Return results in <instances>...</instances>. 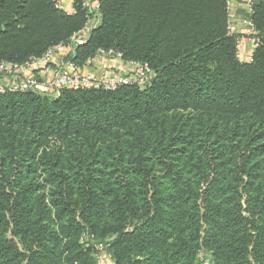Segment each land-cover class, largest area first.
Returning a JSON list of instances; mask_svg holds the SVG:
<instances>
[{
    "label": "trees",
    "instance_id": "1",
    "mask_svg": "<svg viewBox=\"0 0 264 264\" xmlns=\"http://www.w3.org/2000/svg\"><path fill=\"white\" fill-rule=\"evenodd\" d=\"M73 0H0V61L68 45ZM68 54L155 72L143 87L0 92V264H264V0L239 59L227 0H96ZM247 2V0H246Z\"/></svg>",
    "mask_w": 264,
    "mask_h": 264
},
{
    "label": "built area",
    "instance_id": "2",
    "mask_svg": "<svg viewBox=\"0 0 264 264\" xmlns=\"http://www.w3.org/2000/svg\"><path fill=\"white\" fill-rule=\"evenodd\" d=\"M57 5L59 6L58 1L56 0ZM248 12L250 9V0H247ZM89 7L90 13L92 16L88 18L86 26L72 36L70 43L68 44L71 48L74 46L82 44L88 37L89 32L96 26L99 18L98 13V3L96 0H92L91 2L85 4ZM228 6V16H229V29L232 31V19L233 14L230 8V0H227ZM243 23L246 26L245 31L243 32V37H246L250 40L252 44V52L254 48L258 45L259 38L254 33V24L249 17L243 19ZM54 48H49L42 56L38 58H32L23 64L11 63L0 61V72H13L14 70H19L21 65H29L31 61H42L49 62L54 53ZM96 55L103 56H115L119 59L121 58V54L112 49L103 50L99 49ZM251 60V58H250ZM129 63L132 67L129 73L114 76L112 78L98 79L90 74H85L80 71L75 70L76 66H74L69 60L64 61V65H67L74 69V71L67 72L65 70L59 69L51 78H45L43 80H38L36 77L31 75H22L18 79H16L11 85L8 87H0V92L4 90L10 91H24V90H35L38 92H53L57 94L61 88H103V89H114L118 85L121 84H136L140 87L148 84L151 79L154 77L155 72L153 69L146 63L140 61H125ZM46 71H48L46 69ZM104 245L99 244L97 246V252L95 253V263L94 264H107L108 257L104 251ZM199 261L201 264H210L209 259L204 257L203 254H200Z\"/></svg>",
    "mask_w": 264,
    "mask_h": 264
},
{
    "label": "crops",
    "instance_id": "3",
    "mask_svg": "<svg viewBox=\"0 0 264 264\" xmlns=\"http://www.w3.org/2000/svg\"><path fill=\"white\" fill-rule=\"evenodd\" d=\"M59 6L66 12L73 11V0H57ZM230 8L233 14L232 32L242 35L246 29L243 19L248 17V5L246 0H230ZM73 48L69 45H59L54 48V53L49 62L31 61L29 65H21L19 70L13 72H0V87H8L22 75H31L38 80L51 78L59 69L67 72L74 71L73 68L64 65V61ZM239 59L249 61L252 54V44L250 40L243 35L238 40ZM46 69L48 71H46ZM132 69L131 65L115 56H93L83 65L78 66L75 70L85 74L93 75L98 79L112 78L127 74ZM56 95V94H55ZM110 264V263H107Z\"/></svg>",
    "mask_w": 264,
    "mask_h": 264
},
{
    "label": "rangeland",
    "instance_id": "4",
    "mask_svg": "<svg viewBox=\"0 0 264 264\" xmlns=\"http://www.w3.org/2000/svg\"><path fill=\"white\" fill-rule=\"evenodd\" d=\"M204 257H206L205 255H204ZM207 258V257H206ZM209 263H210V261H209Z\"/></svg>",
    "mask_w": 264,
    "mask_h": 264
}]
</instances>
